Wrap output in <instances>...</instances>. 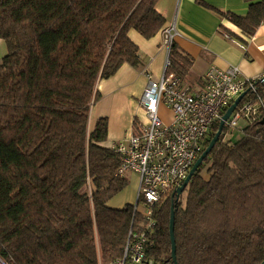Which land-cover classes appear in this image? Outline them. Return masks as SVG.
I'll return each instance as SVG.
<instances>
[{
  "label": "trees",
  "instance_id": "16d2710c",
  "mask_svg": "<svg viewBox=\"0 0 264 264\" xmlns=\"http://www.w3.org/2000/svg\"><path fill=\"white\" fill-rule=\"evenodd\" d=\"M245 1V15H223L253 36L264 0ZM158 2L0 0V264H175L173 204L176 264L263 263L264 109L237 142L225 139V125L185 191L154 205L151 231L135 204H109L129 179L105 144L108 118L90 130V113L101 80L141 64L130 31L150 39L165 27ZM170 60L167 72L185 80L194 58L174 42ZM248 89L240 105L264 100V80ZM143 232L137 263L130 247Z\"/></svg>",
  "mask_w": 264,
  "mask_h": 264
},
{
  "label": "built area",
  "instance_id": "2783aa9c",
  "mask_svg": "<svg viewBox=\"0 0 264 264\" xmlns=\"http://www.w3.org/2000/svg\"><path fill=\"white\" fill-rule=\"evenodd\" d=\"M180 0H178L179 3ZM167 58L160 78L148 75V83L139 99L147 122L137 124L136 131L116 142L113 147L120 153L121 176L136 173L139 176L138 201L149 220L148 231L155 226L152 218L154 205L170 191H175L187 178L196 160L201 156L212 127L234 100L254 83L264 80L245 78L238 66L221 69L211 65L205 75V87L194 91L189 85L167 70L171 66L170 49L177 35L176 22L162 29ZM161 106L173 112V121L165 124L160 115ZM264 100L251 99L238 105L225 125L237 127L240 119L253 124L261 118ZM147 231V232H148ZM147 232L131 245L133 260L143 261L146 255Z\"/></svg>",
  "mask_w": 264,
  "mask_h": 264
},
{
  "label": "crops",
  "instance_id": "0c3cea01",
  "mask_svg": "<svg viewBox=\"0 0 264 264\" xmlns=\"http://www.w3.org/2000/svg\"><path fill=\"white\" fill-rule=\"evenodd\" d=\"M157 10L164 16L165 26L176 22L177 35L174 42L182 53L194 58L193 66L182 81L194 91L205 87V75L211 65L221 69L238 66L245 78H258L263 74L264 23L253 36H247L223 15L227 12L245 15L248 12L245 0H180L179 3L178 0H159ZM225 32L229 35H225ZM129 36L139 47L141 64L133 67L126 63L116 75L101 80L98 85L101 94L96 105L98 110L95 115L93 111L90 113V130L100 116L109 117L108 139L105 142L107 146L129 137L136 131L137 124L147 122L139 99L148 83V75L160 78L164 74L168 52L162 30L150 39L135 30L130 31ZM1 41L0 49L3 52ZM161 108L167 109L166 106ZM126 109L134 116L132 126L125 132L118 131L119 118ZM132 174L138 194L139 176ZM114 201L112 199L109 204L118 208L135 203L122 200L115 204Z\"/></svg>",
  "mask_w": 264,
  "mask_h": 264
},
{
  "label": "rangeland",
  "instance_id": "374dc122",
  "mask_svg": "<svg viewBox=\"0 0 264 264\" xmlns=\"http://www.w3.org/2000/svg\"><path fill=\"white\" fill-rule=\"evenodd\" d=\"M1 42H2L1 44L3 46V52H2V49H0V59L4 55H6V53H7V45H6V43L4 41H1ZM100 99H101V97H100ZM100 99H99V101H100ZM99 101H97L96 104L92 107L91 113L93 111V115H95L97 110H98L96 108V105H97V103ZM160 115H161L162 120L164 121L165 124H170L173 121L174 114L171 111V109H169V108H167V109H165V108L162 109L161 108ZM90 117H91V115H90ZM101 117H107L108 118V122H110L108 116H100L99 118H101ZM133 117L134 116H132L130 111L126 109V111L123 112L121 114L120 118H119V126H120V128L118 129V131L125 132L127 129H130V127L132 126V122L131 121H133ZM136 117H137V115H136ZM98 119L96 120V122L98 121ZM140 121H141V117H140ZM247 126H248V122L246 120H244V119H240L239 120V124H238L237 127L229 129V131L225 135V139L230 140L232 142H237V141L241 140L243 138V136H244V129ZM117 142H118V140H117ZM204 175H205V177H208L207 174H204ZM127 177L129 179L128 186L122 192H120L118 195H116L113 198V200H115L114 201L115 204H117L118 202L121 203V201L123 200V201H126V202L135 201L134 204L136 205L137 196H133V195L137 194V192H136L137 187H136V189L134 187V185H135L134 175L132 173H127ZM138 210L141 211V212L143 211V203L142 202H140V204L138 205Z\"/></svg>",
  "mask_w": 264,
  "mask_h": 264
},
{
  "label": "water",
  "instance_id": "95a60500",
  "mask_svg": "<svg viewBox=\"0 0 264 264\" xmlns=\"http://www.w3.org/2000/svg\"><path fill=\"white\" fill-rule=\"evenodd\" d=\"M248 92H249V89H247L244 92H242L234 100V102L230 105V107L226 110V112L222 116V119L219 122L218 130L215 133L214 137L212 138L211 142L209 143V145L207 146V148L205 149V151L201 154V156L194 163V165L191 168V170H190L187 178L185 179L184 183L181 186H179L174 191V194L177 197H179L185 191V189L187 188L188 184L190 183L193 175L196 173V171L199 169V167L201 166V164L204 162L205 158L209 155V153L211 152V150L213 149V147L219 141V139L221 137V134L223 133V130H224L226 121L230 118V116L232 115V113L236 110V108L238 107V105L243 100V98L247 95ZM261 124L264 125V118L262 119ZM170 236H171V240H172V256H173V260L175 261V264H176L177 260H176L175 208H174V204L172 205V210H171ZM262 264H264V261H263Z\"/></svg>",
  "mask_w": 264,
  "mask_h": 264
}]
</instances>
